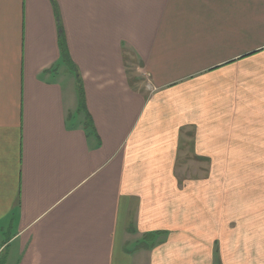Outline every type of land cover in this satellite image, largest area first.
Returning a JSON list of instances; mask_svg holds the SVG:
<instances>
[{
    "label": "crops",
    "instance_id": "obj_1",
    "mask_svg": "<svg viewBox=\"0 0 264 264\" xmlns=\"http://www.w3.org/2000/svg\"><path fill=\"white\" fill-rule=\"evenodd\" d=\"M0 264H264V0H0Z\"/></svg>",
    "mask_w": 264,
    "mask_h": 264
},
{
    "label": "trees",
    "instance_id": "obj_2",
    "mask_svg": "<svg viewBox=\"0 0 264 264\" xmlns=\"http://www.w3.org/2000/svg\"><path fill=\"white\" fill-rule=\"evenodd\" d=\"M63 52H64V50H63Z\"/></svg>",
    "mask_w": 264,
    "mask_h": 264
}]
</instances>
